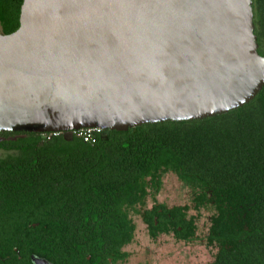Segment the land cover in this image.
Here are the masks:
<instances>
[{
    "label": "trees",
    "instance_id": "obj_1",
    "mask_svg": "<svg viewBox=\"0 0 264 264\" xmlns=\"http://www.w3.org/2000/svg\"><path fill=\"white\" fill-rule=\"evenodd\" d=\"M252 1L264 56V0ZM22 3L0 0L1 33L19 28ZM0 151V217L37 222L38 241L52 236L46 255L53 264H65V251H79L82 264L111 253L124 258L121 248L135 232L131 213L142 214L153 235L193 239L190 205L143 210L148 197L158 201L169 171L191 189L196 210L212 212L207 243L220 248L214 264H264V85L222 113L109 126L94 141L70 129L0 130Z\"/></svg>",
    "mask_w": 264,
    "mask_h": 264
},
{
    "label": "water",
    "instance_id": "obj_2",
    "mask_svg": "<svg viewBox=\"0 0 264 264\" xmlns=\"http://www.w3.org/2000/svg\"><path fill=\"white\" fill-rule=\"evenodd\" d=\"M252 0H23L0 32V130L127 128L237 108L264 85Z\"/></svg>",
    "mask_w": 264,
    "mask_h": 264
},
{
    "label": "flooded vegetation",
    "instance_id": "obj_3",
    "mask_svg": "<svg viewBox=\"0 0 264 264\" xmlns=\"http://www.w3.org/2000/svg\"><path fill=\"white\" fill-rule=\"evenodd\" d=\"M158 203L166 204L168 207L176 206V205H168L167 203L160 201L155 202L152 200L151 197H148L147 203L143 208L144 212L146 210L153 209L155 204ZM193 208H194V204H193ZM200 210H196V211H200ZM133 214L134 213H131V219L135 224V232L133 238L128 243L123 245L121 248V251H123V253H126L127 255L122 259H116L115 256L112 255L111 253L108 254L105 258L99 260V262H97V260L95 259V262H93L92 264H126L127 263V261L130 259L131 253L129 250L126 249V247H128L129 245L135 242L136 229H137V224L133 218ZM134 215L140 216L143 224L146 227L148 240L154 245L159 243V239L161 237H168L174 240L175 242H185V243H191L201 240V237L198 235V228H197L196 236L193 239L180 238L176 235L174 231L171 232L160 231L158 234L153 235L151 232L150 225L144 220L142 214L135 213ZM189 215L191 214L189 213ZM211 216H212V212H211ZM158 224L159 221L158 218L156 217L154 221V225H158ZM37 226H38L37 222L30 220L28 218L0 217V264H53L51 259H49L46 255L48 249L50 250L52 245L51 244L52 236L50 234H45V236H43L44 242L41 243L40 241H38L39 235L36 234ZM210 226H211V217H210V224L208 226V232L204 236L202 241H204L205 245L211 248L212 251L214 250L213 261L211 263L214 264L216 255L219 252L220 248L217 244L209 245L207 243V237L209 236ZM197 227H198V223H197ZM178 230H181L180 226H178ZM73 252L69 251L70 256H67V251L64 252V256H63L64 263L82 264L81 253L79 251H73ZM91 258H92L91 255L88 254L86 255V259L88 261H90ZM145 262H146L145 264H162L158 262H150L148 260H145Z\"/></svg>",
    "mask_w": 264,
    "mask_h": 264
},
{
    "label": "rangeland",
    "instance_id": "obj_4",
    "mask_svg": "<svg viewBox=\"0 0 264 264\" xmlns=\"http://www.w3.org/2000/svg\"><path fill=\"white\" fill-rule=\"evenodd\" d=\"M0 155H4V152L0 151ZM162 180L163 186L157 195L158 201L168 205H190L189 213L197 216L198 235L201 240L185 243L161 237L159 243L154 245L148 240L147 230L140 216L133 214L137 229L135 242L126 247L131 253L126 264H145V260L162 264H211L214 250L202 241L208 232L211 212L207 209L196 211L193 208L191 189L174 172H166Z\"/></svg>",
    "mask_w": 264,
    "mask_h": 264
},
{
    "label": "built area",
    "instance_id": "obj_5",
    "mask_svg": "<svg viewBox=\"0 0 264 264\" xmlns=\"http://www.w3.org/2000/svg\"><path fill=\"white\" fill-rule=\"evenodd\" d=\"M101 129V127H86L76 131H78L79 134H82L86 140L94 141V133L100 132Z\"/></svg>",
    "mask_w": 264,
    "mask_h": 264
}]
</instances>
